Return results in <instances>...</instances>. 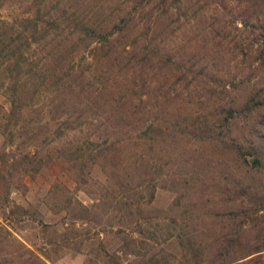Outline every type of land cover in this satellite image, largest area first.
<instances>
[{"label": "trees", "instance_id": "1", "mask_svg": "<svg viewBox=\"0 0 264 264\" xmlns=\"http://www.w3.org/2000/svg\"><path fill=\"white\" fill-rule=\"evenodd\" d=\"M13 1L21 9L0 18V94L9 102L0 111V133L17 155L2 150L0 171L7 165L9 173L0 172L1 197L14 175L10 168L34 171L56 159L92 198L68 201L64 227L101 223L108 215L124 227L119 250H94L101 264H127L130 254H139L138 242L148 250L134 264H168L169 251L159 255L156 246L172 241L206 244V264L264 256V233L244 238V223L264 199L257 185L264 178V115H257L264 108V0H118L112 6L0 0V8ZM227 1L237 6L239 25L246 28L251 15L257 30L242 44L247 51L242 45L234 51L235 65L217 41L214 15ZM181 33L192 39L187 71L192 80L203 75L195 83L203 82L205 91L194 99L181 88L190 81L187 71L171 80L145 73L151 64L178 69L184 60L178 51L188 41ZM62 137L55 148L52 142ZM94 168L101 178L87 176ZM158 181L174 193L171 204L161 214H144L140 208ZM214 202L222 215L210 211ZM174 207L179 211L172 213ZM16 248L12 255L0 251V264H48L44 251L19 240Z\"/></svg>", "mask_w": 264, "mask_h": 264}, {"label": "rangeland", "instance_id": "2", "mask_svg": "<svg viewBox=\"0 0 264 264\" xmlns=\"http://www.w3.org/2000/svg\"><path fill=\"white\" fill-rule=\"evenodd\" d=\"M50 2L52 1H49V3ZM98 2L99 0H84L81 5H97ZM117 3L118 0H107L104 5L112 6ZM20 9L17 2L13 1L10 5L0 8V18H11L13 15H16ZM236 11L237 6L233 2L227 1L222 4V8L214 15L217 17L216 23L218 22L221 27V32L217 36V41L221 47L227 50V56L229 57L228 64L231 65H235L237 62L236 58L234 59V57H232L234 51L240 45L244 44V42H246L247 46L250 41V35H253L254 32L257 31L254 25L252 26L249 24L250 21L253 20L251 15L245 14L249 22L246 28L239 25V20L235 15ZM232 21L233 23H230ZM181 25L182 24H179V27H181ZM222 25L225 27H222ZM177 30L181 31L182 29L177 28ZM181 36L182 38H187L188 41H184L185 45L183 46V39L179 40L184 50L179 48L180 50L178 51L177 58H183L184 60H181V65L178 69L173 72H168V69L162 68L158 70L155 64H151L149 65L150 69H147L145 73L152 74V72H154L155 75L162 73L160 76H167L168 80H171L179 74L180 70L187 71V67L189 66L188 62H192L191 60L193 58L186 61L185 56H188L187 51L192 39L190 40L187 36H183L182 33ZM211 40L212 39L209 38L205 43H201L207 44ZM202 44V47L206 46ZM243 49L247 51L244 46ZM83 65L84 63L81 64V66ZM228 66L229 65H227V67ZM193 68L197 69V66H193ZM187 72L186 79H190V81L187 83L186 87L181 86V88H184V92H189L190 97L194 99L196 96H201L205 91L203 82L198 81L195 83V80H200L203 78V75H199L196 79L192 80L191 71ZM178 91L179 90H177V92ZM185 97L186 96H184V98ZM0 106V111H6L9 107V102L3 94H0ZM257 115H259V117L264 115V108L259 109ZM70 134L71 133H69V135ZM63 140V137L55 139L52 145L57 148L61 146ZM260 144H262V141ZM3 149L17 155L14 143L7 142L5 144L3 135L0 133V159L3 156ZM11 152H5L7 153L5 155L8 156ZM16 157H18V159L21 158L20 156ZM194 165L197 166V164ZM22 166H24L23 163ZM7 168L8 166L5 165L4 168H1L0 172H4V174L7 175L9 173L6 171ZM10 171L14 172V175L9 179V185L7 191L4 193V197H1L2 195L0 194V225L3 227H0V251L2 253L8 252L7 254H10V251L14 250V252L10 254L12 255L17 252L18 249L16 247L17 241L19 240L35 248L38 252L44 251L47 256L46 261L48 264H93L94 262L101 264V261H99L100 257L93 254L94 250L97 252L99 251L98 249H100L101 252L102 250H119L121 244L120 230L124 227L123 225L117 226L114 217L108 215L101 223L92 224L89 222L80 223L79 221H75L74 225L68 224L67 229L64 227L65 223H63V221L67 220V212L65 209L67 208L68 201L70 202L73 198H76L84 204H89L92 198L89 193L83 190V187L75 184L71 175L65 173L61 169V165L56 159H47L34 171H23L20 166L19 169L17 167L15 170L14 168H10ZM193 172L194 174L198 173L196 170ZM93 175L99 178L102 176L95 168L87 172L88 177ZM257 185L259 187L258 195H264V178L261 177L257 179ZM166 186H168V184L163 185L158 181L156 188L153 190V197L147 199V202L140 208L144 214L151 215L154 212L161 214L162 210H166L167 207H169L174 193ZM214 190H216L215 186L213 187V191ZM147 197L149 196L147 195ZM246 204L253 206L255 201H246ZM212 206L209 207L210 211L219 213L220 215L223 214V211L217 208V202H214ZM179 209L180 207H174L171 209V212L176 213ZM251 211V217H248L244 223V238L249 240L254 238V234L257 231H260L262 234L264 233V231L261 230L264 228V199L261 198L257 203V207L253 208ZM151 222H154V220L151 219L150 223ZM145 224L147 225V223ZM97 229L103 230L98 236L95 234ZM108 230L115 231L112 232ZM116 230L119 232H116ZM69 235L73 237L69 238ZM202 236L203 234L201 237ZM65 237H67V239ZM201 243L179 244L172 241L166 244L165 242H161L157 244L156 251L160 252L158 253L159 255L169 251L170 261H168V264H193L192 262L194 260L198 262L197 264H206L202 257L203 255L205 256V254L207 255L208 251L206 250L209 247H207L206 244L203 246V243ZM136 246H138L137 251L139 254L148 250V246H142L139 242L136 243ZM139 254L137 256L130 254L128 256L130 262L127 264H134L133 261L140 263L142 258H140L141 256L139 257ZM261 254L262 253H255L246 264H257L256 260L263 256V254L262 256ZM122 260L125 262L124 258Z\"/></svg>", "mask_w": 264, "mask_h": 264}]
</instances>
